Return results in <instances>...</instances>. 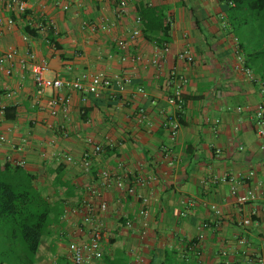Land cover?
I'll list each match as a JSON object with an SVG mask.
<instances>
[{
    "label": "crops",
    "instance_id": "1",
    "mask_svg": "<svg viewBox=\"0 0 264 264\" xmlns=\"http://www.w3.org/2000/svg\"><path fill=\"white\" fill-rule=\"evenodd\" d=\"M26 2L27 9L15 14L0 0V51L14 49L15 60L30 51L47 62L48 76L91 71L131 78L116 93H38L31 74L16 63L11 74L0 70V134L5 136L0 167L8 161L34 174V186L53 209L36 264H72L68 244L87 239L97 222L106 227L107 237L94 264H223L225 259L264 264V137L256 135L247 110H236L252 107L264 94V38L258 35L264 32V19L247 21V11L238 10L241 14L231 23L220 0H147L168 6L170 28L162 45L142 33L131 38L133 22L118 15L114 4ZM64 2L67 9L61 7ZM136 6L129 3L130 18ZM82 20H103L110 28L90 31ZM39 23L51 26L58 46L48 42L47 27L40 30ZM26 28H38L39 36L28 35ZM119 37L128 41L125 60L115 44ZM183 48L193 54L192 62L177 57ZM158 52L156 65L152 59ZM137 54L141 59L132 58ZM239 55L249 63L252 78L239 69ZM171 71L188 78L182 87L183 122L174 138L162 126L165 112L173 109L167 103ZM54 95L68 103L51 114L48 102ZM9 106L14 107L12 118L4 115ZM139 112L142 121H137ZM87 138L102 150L85 169L83 154L91 149ZM102 170L121 176L125 184L142 181L128 194L113 179L107 182ZM224 174L235 177L238 193L253 189L255 199L239 210L232 183L219 179ZM101 200L106 210L85 221L87 207ZM142 206L146 217L137 216ZM245 217L252 220L248 226L242 224ZM127 218L134 220L131 226ZM240 236L247 239L243 245L237 242Z\"/></svg>",
    "mask_w": 264,
    "mask_h": 264
},
{
    "label": "built area",
    "instance_id": "2",
    "mask_svg": "<svg viewBox=\"0 0 264 264\" xmlns=\"http://www.w3.org/2000/svg\"><path fill=\"white\" fill-rule=\"evenodd\" d=\"M102 7H109L114 4L115 12L120 16H126L131 19L133 26L130 30V37L133 38L141 34V20L138 15L137 6L134 16L130 18L129 13V3L135 2L136 5L139 2L147 3V0H97ZM68 3L64 2L61 4L63 9L68 8ZM4 7L10 12L15 14H20L27 9L26 0H4ZM8 23H12V18L7 19ZM82 27H86L90 31H96L97 29L109 30L110 25L105 21L100 23H94L88 20H82ZM38 28L41 30L45 29L46 26L43 23L38 24ZM115 44L119 50L122 51L121 59L125 60L129 57L128 52V41L119 37L115 40ZM165 49V45L163 46ZM16 51L14 49H8L5 51H0V70L6 74H11L15 63L20 69L28 71L33 80L34 87L38 93H42L47 89H68L79 92L80 94H93L98 95L101 91L105 89L111 90L113 93L122 91L128 84L131 83V78L125 74H116L110 76L104 72H91L82 71L77 76L74 77H60V76H48L47 72L49 70L48 64L44 59H37L30 51L26 50L25 56L19 57L15 60ZM177 57L185 60L186 62L193 61V54L189 48H183L177 52ZM133 59L139 60L141 56L139 54L132 56ZM160 59V53H156L152 59V63L158 65ZM238 67L243 71L248 78H252V70L244 65V59L242 55H239ZM188 78L176 71H171L169 78L167 79V86L171 88V92L167 96V103L173 107L172 110L165 112L162 126L168 131L171 138H174L178 129L181 126L179 121V116L177 111L182 110V87L187 82ZM136 90L140 92L143 96L147 95V92L142 86H137ZM7 97L11 95V92H7ZM68 99L63 96L54 95L49 99V107L51 114H55L57 109L61 106L63 109L66 108ZM237 111L247 110L252 117L253 128L258 137H264V94H262L261 99L256 102L252 107L250 106H237ZM144 118V113L139 112L137 114V121H142ZM5 140V136L0 134V141ZM86 142L91 144V149L85 151L83 154V165L85 169H88L90 165L91 157L97 155L102 150V147L98 143H93L90 138L86 139ZM67 160H71V156L66 157ZM253 171L248 172V176L252 175ZM101 176L108 182L111 179L114 180L115 185L126 190L128 194H132L135 191V185L139 184L142 180L137 178L134 183L125 184L121 176H114L111 172L107 170L101 171ZM222 181H230L232 183L230 188V193L234 197L235 203L240 210L245 204L249 203L255 199V192L253 189H246L242 193H238L234 184L235 177L231 175H222L220 178ZM211 207L218 212L216 204H212ZM107 208V203L104 200L98 202L96 206L87 207L85 213L83 214L85 221H91L95 217L96 213L105 211ZM147 208L142 206L137 216L146 217ZM132 219L127 218L125 224L131 226L133 224ZM251 218L245 217L242 220L244 226L251 224ZM143 225H146L144 223ZM107 237V229L101 223H93L89 228V234L87 239L81 241H72L68 244L69 257L72 264H94L98 259L102 257L103 254V239ZM247 239L245 236H240L237 238L238 244H245ZM225 254L226 251L224 250ZM223 264H239L235 260L225 259Z\"/></svg>",
    "mask_w": 264,
    "mask_h": 264
},
{
    "label": "trees",
    "instance_id": "3",
    "mask_svg": "<svg viewBox=\"0 0 264 264\" xmlns=\"http://www.w3.org/2000/svg\"><path fill=\"white\" fill-rule=\"evenodd\" d=\"M220 1L231 16V23L234 22V15L238 17L241 14L238 10L247 11L244 15L247 21L258 24L264 19V0ZM167 8L164 4L139 2L137 5L141 33L146 40L157 44L164 42L163 36L168 34L170 28ZM45 26L46 39L58 46L53 29L47 23ZM260 31L258 35L264 38V32ZM26 32L32 37L39 36L38 28H26ZM244 65L251 69L245 60ZM13 110V106L5 107V117L12 118L14 115L10 111ZM177 114L182 123L181 111H177ZM34 178V174L18 164L6 161L0 167V264H36L41 237L51 224L53 209L47 198L34 186Z\"/></svg>",
    "mask_w": 264,
    "mask_h": 264
}]
</instances>
